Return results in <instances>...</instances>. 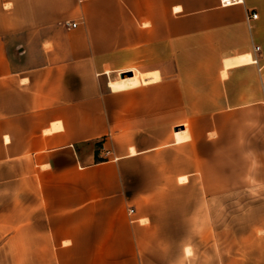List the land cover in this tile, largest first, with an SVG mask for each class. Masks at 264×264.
Returning a JSON list of instances; mask_svg holds the SVG:
<instances>
[{
	"label": "crops",
	"instance_id": "1",
	"mask_svg": "<svg viewBox=\"0 0 264 264\" xmlns=\"http://www.w3.org/2000/svg\"><path fill=\"white\" fill-rule=\"evenodd\" d=\"M0 264H264V0H0Z\"/></svg>",
	"mask_w": 264,
	"mask_h": 264
},
{
	"label": "bare ground",
	"instance_id": "2",
	"mask_svg": "<svg viewBox=\"0 0 264 264\" xmlns=\"http://www.w3.org/2000/svg\"><path fill=\"white\" fill-rule=\"evenodd\" d=\"M248 59L243 58L241 62H247ZM146 76H140V77H130V78H125L121 81H113L110 83V88L112 91H120L123 89H129L133 88L140 83H146L145 80Z\"/></svg>",
	"mask_w": 264,
	"mask_h": 264
},
{
	"label": "built area",
	"instance_id": "3",
	"mask_svg": "<svg viewBox=\"0 0 264 264\" xmlns=\"http://www.w3.org/2000/svg\"><path fill=\"white\" fill-rule=\"evenodd\" d=\"M219 4L222 7L230 6V5H236V4H242V0H219ZM257 19V15L255 13H247L246 15V22L249 23L250 21H254ZM71 27H75V24H71ZM258 48H255V51H258ZM132 213V211H130Z\"/></svg>",
	"mask_w": 264,
	"mask_h": 264
},
{
	"label": "water",
	"instance_id": "4",
	"mask_svg": "<svg viewBox=\"0 0 264 264\" xmlns=\"http://www.w3.org/2000/svg\"><path fill=\"white\" fill-rule=\"evenodd\" d=\"M131 76H132V74H125V75H122L120 78L124 79V78H129Z\"/></svg>",
	"mask_w": 264,
	"mask_h": 264
},
{
	"label": "rangeland",
	"instance_id": "5",
	"mask_svg": "<svg viewBox=\"0 0 264 264\" xmlns=\"http://www.w3.org/2000/svg\"><path fill=\"white\" fill-rule=\"evenodd\" d=\"M133 76H135V77H140L139 75H133Z\"/></svg>",
	"mask_w": 264,
	"mask_h": 264
}]
</instances>
